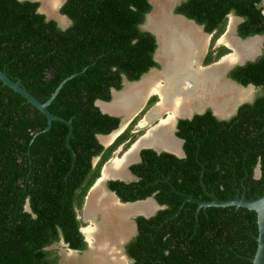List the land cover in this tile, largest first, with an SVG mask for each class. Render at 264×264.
Here are the masks:
<instances>
[{"label":"trees","instance_id":"16d2710c","mask_svg":"<svg viewBox=\"0 0 264 264\" xmlns=\"http://www.w3.org/2000/svg\"><path fill=\"white\" fill-rule=\"evenodd\" d=\"M256 1L185 0L175 10L202 23L206 31L232 10L243 17L238 25L240 35L264 34V15ZM38 5L37 0H0V70L10 79H18L39 101H44L61 79L75 73L59 88L47 110L70 120L69 144L80 176L82 167L88 165L83 160V148L93 145L94 133L106 132L114 123V118L100 113L93 102L108 100L109 88L120 87L121 74L135 80L155 65L151 60L156 47L154 36L139 28L150 4L147 0H62L58 11L69 20L64 28L38 12ZM229 76L242 85H260L262 94L251 105L241 104L227 122H216L208 111L184 121L183 133L191 144L185 142L186 160L196 168L192 178L195 183L202 164L205 188L219 199L233 197L242 190L246 198H254L264 192V42L261 56L235 67ZM108 121L112 123L108 125ZM45 124L40 111L0 82V264H55L54 250L43 248L59 236L69 247H81L79 236L73 235L77 223L69 201L71 148L65 144L68 126L52 120L47 130L36 133ZM212 124L218 131L210 134L219 136L213 142L203 141L205 127ZM197 139L203 143L200 147L196 146ZM159 157L155 156L156 164L159 166L160 160L165 164ZM257 162L259 175L253 177ZM214 166L220 167L215 184L208 179ZM192 171L187 173L186 185L182 182L186 187L179 186V190L196 196L201 194L199 186L194 190L188 185ZM219 183L221 187H217ZM167 196L157 195L158 202L166 205L158 212L161 217L139 220L144 221L138 227L140 232L156 233L157 239L153 244L149 234L142 235L147 237L140 245L147 246L148 253L135 258L137 263L250 264L248 257L256 245L253 210L200 209L195 221V204L186 202L169 219L178 220L179 225L170 221L167 226L162 220L174 213L182 195L170 192ZM25 203L29 211L24 210ZM165 247L169 250L164 254Z\"/></svg>","mask_w":264,"mask_h":264},{"label":"flooded vegetation","instance_id":"af4514ba","mask_svg":"<svg viewBox=\"0 0 264 264\" xmlns=\"http://www.w3.org/2000/svg\"><path fill=\"white\" fill-rule=\"evenodd\" d=\"M58 1H60L59 8L62 0ZM151 1L147 0L150 4V9L144 14L143 22L139 25V28L150 32V29L147 28L149 21L155 20L159 22V20H162L163 22L164 20V26L169 29L166 31L167 35L172 32L175 34L173 37L171 36V40L174 39L177 42V46L174 44L175 41L173 44L176 47L175 54L181 56V63L169 68V73L164 76L165 80L162 77L154 82H149L150 87L144 88L145 91L141 99L137 98L135 101L126 102L124 100L125 94L122 92L127 85H136L135 83L138 84L145 78H152L153 75L161 73L168 63L167 58L161 54V39L157 41L154 37L156 47L152 53L151 60L155 65L148 67L135 80H128L121 74L120 87L118 89L109 88V99L102 100L106 104L101 103L100 106L98 104L100 103L99 101L98 103L93 102V105L97 107L100 113L113 117L114 123L110 121L112 126L106 132L94 133L92 136L93 140H91L93 145L89 146L88 149L83 148V156L85 157L83 160L88 165L86 168L82 167L83 172L80 176L74 167L76 162L74 149L69 144V138L72 134L71 127V133L67 140L65 139V144H68V148H71L69 201L70 209L73 211V220L77 223L73 230V235L79 236L81 247L71 248L59 236L57 240L43 248L45 250H54L52 257L55 260V264L65 263V257L64 254L62 255L61 249L65 253H70V264H145L137 263L135 259L141 258L143 254L148 253L147 249H145L147 246L140 245V243L145 242L149 234L148 239H151L153 244H155L157 234L146 230H141L140 232L138 227L143 225L144 221L139 220H155L161 217L158 212L164 210L166 205L158 202L157 195H168L167 197H169L170 192L182 195L181 202L176 208V210L179 209L178 212L176 213L175 210L170 217L162 220L167 226L170 225V221H174L176 226L177 224L179 225L178 220L169 219L178 214L180 207L186 202L195 204L194 217L196 203L187 199L188 196L201 200L209 199L204 194L201 186L204 170L202 164H199L196 183L192 180L196 168L186 160L188 145L185 142H187L186 138L188 136L185 137L183 133L184 126H186L184 121L190 120L194 115H202L208 111L216 122H227L236 113L241 104L251 105L254 98L263 92L260 85L252 83L242 85L229 76L235 67L244 65L247 62H253L262 55L263 33L251 32L240 35L238 33V25L242 22L243 17L235 15L232 10L225 13L223 20L217 23V26L211 28L210 31H206L202 23H197L182 12L175 10L185 0H171L169 11L163 10L153 15L151 13L153 8ZM255 4L260 13L264 15V0H257ZM59 14L61 17H66L61 13ZM44 16L45 18H50L46 17L45 14ZM66 20L67 23L64 26L56 24L64 28L69 23L67 17ZM189 23L199 26L202 34L197 32L196 27ZM187 30L190 32H187ZM227 32L228 35L224 37L227 38V42L224 41L222 36L218 37L220 34H227ZM179 36H182L183 40L176 38ZM205 37H207V43L203 41V39H206ZM213 40H216L215 45L209 46V43ZM185 72L187 73L185 74ZM164 85L165 89L162 90ZM153 87L161 88V92H158V89H156L157 91L153 90ZM235 89H242L243 94L235 95ZM251 89H253V92L250 94ZM189 93L192 94L189 95ZM215 94L217 96L222 95V97L219 96L220 99L217 96V99L214 97L216 100L208 99L209 96L212 97L211 95ZM178 98H181V100L177 102ZM110 99L112 101H109ZM137 101L136 107L133 106ZM214 102H217L225 110L223 112L216 111L213 105ZM131 106H133L132 109H129ZM110 122L108 121V125H110ZM104 123L106 124L103 121ZM203 126L204 124L201 123V127ZM209 126H211V129L207 130ZM215 129L218 131V127L215 124L206 126L202 140L213 142L219 136L214 135V133L210 134V131L214 132ZM188 144L191 145L190 143ZM200 144H203L202 141L197 139L196 146L200 147ZM115 152H118L116 156L114 155ZM155 156H161L159 158L164 160L165 164H162L160 160L161 163L158 166L155 162ZM196 156L197 153H194L193 157L196 158ZM169 157H173L174 160ZM46 160V163H49L50 159L46 158ZM213 168L212 176L208 177V179L212 178L211 183L215 184L218 182L217 179H219L217 174L220 167L214 166ZM190 171H192V175L189 177L188 185L194 190L199 186L201 190V194L198 193L196 196L186 193L184 190H179V186L182 187L181 189L186 187L183 186L182 182L186 185L187 173L189 174ZM255 175L253 168L252 176L256 177ZM65 180H67V177ZM240 185L243 187L241 182ZM203 186L205 188L204 183ZM221 186L222 184L219 183L217 187ZM235 186L233 185L231 188ZM212 187L209 188L211 189ZM82 189L84 191L80 197L79 194ZM95 190L98 191L95 193ZM206 191L212 193L209 190ZM112 200H116L115 204ZM105 201L113 203L117 211L119 210L118 212L116 211V215L124 217L122 219L128 221L127 224H124L126 227L121 228L123 231L121 229L117 230L116 235L112 236L108 242L110 245H107V241L101 238V236L104 237L108 234L106 233V225L110 223L106 220V217L109 218L108 213H104L101 207ZM135 203L138 204L134 206L133 204ZM26 206L27 203L24 204V210H26ZM138 206L141 207L140 211L137 210ZM131 208L133 209L130 210ZM197 214L196 219L194 217L195 221L197 220ZM162 222L158 224L162 226ZM166 229L170 231L171 227ZM177 231H179L178 228H176ZM143 234H147L146 237H142ZM166 247L162 248L164 254L169 250ZM85 251L90 252V254L92 252V254L89 255ZM104 251H108L109 254H105ZM77 253H81V256H77Z\"/></svg>","mask_w":264,"mask_h":264},{"label":"water","instance_id":"95a60500","mask_svg":"<svg viewBox=\"0 0 264 264\" xmlns=\"http://www.w3.org/2000/svg\"><path fill=\"white\" fill-rule=\"evenodd\" d=\"M37 10H38V12L43 13L40 11L39 8ZM43 14H45V13H43ZM46 17H48V16L46 15ZM63 19L66 20V17H63ZM150 32L154 35V37L158 41L157 34L151 30H150ZM74 75H75V73H72V74L64 77L63 79H61L58 82V84L56 85V87L53 89V91L49 94V96L44 101L37 100L33 95H31L20 84V81L18 79H16V80L10 79L1 70H0V82L3 85H5L6 87L10 88L12 91L19 94L24 99L25 102L29 103L31 106L36 108L38 111H40L45 116V119H46L45 126L42 129L38 130L36 133L47 130L49 128L52 120H58V121L65 123L68 126V131H67L66 136H65V139L67 140V138L69 137V135L71 133L70 120H65L63 118H60L56 115L51 114L47 110V106L52 101L54 96L57 94L59 88L63 85V83L67 79L71 78ZM98 101L100 103H98ZM109 101H112V99H110ZM95 102L98 103L99 105L101 103L106 104V102L102 101V100L101 101L95 100ZM67 146L69 147L68 144H67ZM255 173L257 176L259 175L258 165L255 167ZM201 186H202V190H203L204 194L209 197L208 200H201V199H197V198H192L190 196H188V198H187V199L196 203V209H195V215H194L195 219H196V214L198 213L199 209L205 208L207 206H212L209 208H205L207 210L217 209V208L242 207V208H245L248 210H253L255 212L256 235L253 236V239H254L256 245H255V249H254L252 256L248 257V261L250 262V264H264V192L262 194L256 196V197H254V198H246L244 195V190H242L241 192L236 191L233 197L225 198V199H219L214 194L207 192L203 186V183H201ZM25 208L27 211H29L27 206ZM178 210L179 209L176 210V213L178 212Z\"/></svg>","mask_w":264,"mask_h":264},{"label":"rangeland","instance_id":"374dc122","mask_svg":"<svg viewBox=\"0 0 264 264\" xmlns=\"http://www.w3.org/2000/svg\"><path fill=\"white\" fill-rule=\"evenodd\" d=\"M38 2H39V5H38V8L40 9V11L41 12H43V13H45L48 17H50V18H52V19H54L55 21H56V23L58 24V25H60V26H64L67 22V20H65V19H63V17H61V15L59 14V12H58V6H59V3H60V1H58V0H38ZM152 2V5H153V8H152V11H151V13H152V15L153 14H155V13H159V12H161V11H163V10H166V11H169V7H170V4H171V0H152L151 1ZM150 14V13H149ZM149 16V15H148ZM189 24H191V23H189ZM191 25H193V26H195L196 27V30H197V32H199L200 34H202L201 32L202 31H200L199 30V26H196V25H194V24H191ZM228 35V32H227V34H225V35H222V34H220L218 37H220V36H222V38H224L225 36H227ZM217 37V36H216ZM217 37V38H218ZM206 39L204 40L203 38V41L205 42V43H207L208 42V40H207V37H205ZM215 41L216 40H213V41H211L210 43H209V46H213V45H215ZM224 41L225 42H227V38H224ZM232 46V45H231ZM230 53H232V52H230ZM227 55H229V54H227ZM238 55V54H237ZM228 60H231V59H228ZM235 92H236V94L235 95H238V94H243V90L242 89H235L234 90ZM253 92V89H251L250 90V94ZM247 93V92H246ZM248 94H249V92H248ZM190 95V94H189ZM212 97H208V99H212V100H216L217 99V97H222V95H211ZM217 96V97H216ZM245 96H249V95H245ZM216 99H215V98ZM220 97H219V99H220ZM180 100H181V98H180ZM162 119V118H161ZM118 154V152H115V156ZM98 190H95L94 192L96 193ZM112 202L115 204V202H116V200H112ZM113 203H111L110 201H108V202H104V204H102V209L104 210V213H108V215H109V218H107L106 217V220H108V222H110L109 223V225H106V227H107V231H106V233H108L106 236H101V238L104 240V241H107V245H110V243H108L109 241H110V239L112 238V236L113 235H116V233L122 228V227H126L124 224L126 223H128V221L127 220H124V219H122V218H124V217H118L116 214H117V212L119 211H117V209H116V207H114L113 205ZM117 211V212H116ZM121 216H124V215H121ZM86 226H88V225H86ZM119 227V228H118ZM116 228H118V229H116ZM118 230V231H117ZM121 231H123L122 229H121ZM61 251H62V255L64 254V257H65V263H63V264H70V260H69V258H70V253H68V252H64L63 251V249H61ZM85 252H87L89 255H91L92 254V252H91V254H90V252H88V251H85ZM105 252V254H109L108 253V251H104ZM72 253V252H71ZM96 253V252H95ZM58 254H61V253H58ZM73 254V253H72ZM97 254V253H96ZM98 254L99 255H101V253H99L98 252ZM77 256H81V253H77ZM96 256V255H95ZM66 257H67V259H66ZM92 257H93V255H92ZM93 259V258H92ZM94 260V259H93ZM89 261V260H88ZM78 263V262H77Z\"/></svg>","mask_w":264,"mask_h":264},{"label":"bare ground","instance_id":"6f19581e","mask_svg":"<svg viewBox=\"0 0 264 264\" xmlns=\"http://www.w3.org/2000/svg\"><path fill=\"white\" fill-rule=\"evenodd\" d=\"M154 21V22H153ZM163 22H164V20H163ZM163 22H162V20H159V22H156L155 20H152V22H150L149 21V24H148V27L147 28H149L151 31H154L156 34H157V38L159 39V41H160V39H161V43H160V46H161V54L164 56V57H166L167 58V60H168V63L165 65V68H164V70L161 72V73H158V74H156V75H153V77L151 78V77H149L148 79H144L142 82H140V83H135L136 85H133V84H129V85H127V87L125 88V90L122 92L123 94H125L124 95V100L126 101V102H132V101H135L137 98H139V99H141V97H142V95H143V93H144V88L145 87H150L149 85H150V83L149 82H154V81H156V80H158V79H160V78H162L163 77V79L165 80V77L164 76H166L168 73H169V68H173V67H175L176 65H179L180 63H181V56L180 55H177V54H175L176 53V47L174 46V44H176V46H177V42L174 40V39H172L171 40V36L173 37L175 34L172 32V33H170V34H168L167 35V32L166 31H168L169 29L168 28H166L165 26H164V24H163ZM152 25V26H151ZM154 26V28H152ZM158 27V28H157ZM156 28V29H155ZM192 30V29H191ZM194 31V30H193ZM187 32H190L189 30H187ZM178 34V33H177ZM177 39H179V40H183V37L181 36H179V37H176ZM175 41V43L173 44V42ZM184 53V52H183ZM166 60V59H165ZM185 65V64H184ZM179 68V67H178ZM175 69V68H174ZM176 70H178V69H176ZM187 72H185V74H186ZM175 75V74H174ZM190 75V74H189ZM180 76V75H179ZM175 77V76H174ZM189 77V76H188ZM177 79V78H176ZM170 80V79H169ZM194 80V79H193ZM174 81H175V79H174ZM177 82V81H176ZM167 86V85H166ZM169 88V87H168ZM172 89H173V87H171ZM180 88V87H179ZM178 88V89H179ZM153 90H156V89H158V92L160 91L161 92V88H155V87H153L152 88ZM165 89V85H164V87H163V89L162 90H164ZM171 90V89H170ZM181 90V89H180ZM157 91V90H156ZM172 91V90H171ZM169 92V91H168ZM190 92V91H189ZM220 92V91H219ZM218 92V93H219ZM141 93V94H140ZM172 93V92H171ZM183 93V92H182ZM185 93V92H184ZM118 94V93H117ZM116 94V95H117ZM180 94H181V92H180ZM189 94H192V93H189ZM163 95V94H162ZM171 95H174V94H171ZM226 95V94H225ZM140 96V97H139ZM169 96V95H168ZM166 97V96H165ZM170 97V96H169ZM195 99V98H194ZM203 99V98H202ZM202 99H200V100H202ZM168 100H170V99H168ZM139 101V100H138ZM138 101L133 105V106H135L137 103H138ZM197 101V100H196ZM199 101V100H198ZM117 102V101H116ZM199 103V102H198ZM197 103V104H198ZM104 104V103H103ZM128 105H130V104H128ZM213 105H214V109L216 110V111H221V112H223V110H225V109H223V107H221L217 102H214L213 103ZM104 106V105H103ZM107 106V105H106ZM133 106H131V107H129V109H132V107ZM136 107V106H135ZM190 107V106H189ZM184 109V108H183ZM168 132V131H167ZM166 132V133H167ZM138 203H135V204H133L134 206H136ZM140 208L141 207H137V210L138 211H140ZM133 208H131L130 210H132ZM147 210V209H146Z\"/></svg>","mask_w":264,"mask_h":264},{"label":"clouds","instance_id":"9594fccd","mask_svg":"<svg viewBox=\"0 0 264 264\" xmlns=\"http://www.w3.org/2000/svg\"><path fill=\"white\" fill-rule=\"evenodd\" d=\"M180 100V98H178V100H177V102ZM258 165V169H259V163L257 162L256 164H255V167ZM255 167H254V170H255ZM256 177H258L257 175H255Z\"/></svg>","mask_w":264,"mask_h":264}]
</instances>
